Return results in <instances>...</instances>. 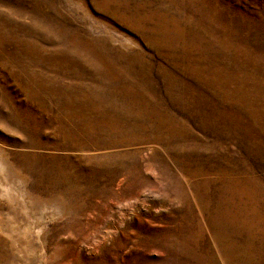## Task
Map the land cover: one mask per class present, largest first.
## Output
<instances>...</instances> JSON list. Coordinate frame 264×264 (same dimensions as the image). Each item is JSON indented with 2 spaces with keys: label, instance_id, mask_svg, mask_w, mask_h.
Wrapping results in <instances>:
<instances>
[{
  "label": "rangeland",
  "instance_id": "rangeland-1",
  "mask_svg": "<svg viewBox=\"0 0 264 264\" xmlns=\"http://www.w3.org/2000/svg\"><path fill=\"white\" fill-rule=\"evenodd\" d=\"M0 157V264H264V0H0Z\"/></svg>",
  "mask_w": 264,
  "mask_h": 264
},
{
  "label": "bare ground",
  "instance_id": "bare-ground-1",
  "mask_svg": "<svg viewBox=\"0 0 264 264\" xmlns=\"http://www.w3.org/2000/svg\"><path fill=\"white\" fill-rule=\"evenodd\" d=\"M6 173H10V170L7 169L6 162L0 157V194H2L8 199H12V198L16 199L17 197L14 196L13 194L15 192L16 195H19L20 198H23L27 202L25 203V208H30L27 211L28 213H30L31 203L29 204L30 201H28L29 199L26 195L25 190L21 187L20 183L18 182L14 181L12 184L9 183L5 178ZM20 213H21V217L16 216V213L11 215V218L8 220L7 223L3 222L2 219L0 218V230L7 233V235L11 238V241L13 244L16 242V239H17V238L16 239L14 238L15 230H18V232L26 236V238L28 237V228L27 227L21 228V225H22L21 219H23L26 215L25 210L22 209ZM37 220L38 219H36V222H34V224L37 223ZM4 225L8 226V228L5 229ZM30 225L32 227L33 223L31 222ZM31 227H29V230H31ZM41 227H39L40 230L42 229ZM42 233H44V231H42ZM30 249L31 248H29V250ZM17 264H23V263L19 261Z\"/></svg>",
  "mask_w": 264,
  "mask_h": 264
}]
</instances>
